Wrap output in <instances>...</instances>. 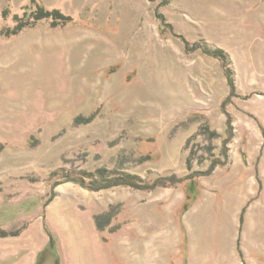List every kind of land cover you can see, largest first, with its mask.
<instances>
[{"label":"rangeland","instance_id":"rangeland-1","mask_svg":"<svg viewBox=\"0 0 264 264\" xmlns=\"http://www.w3.org/2000/svg\"><path fill=\"white\" fill-rule=\"evenodd\" d=\"M39 5L73 19L5 34ZM0 142V232L39 217L63 264H182L196 192L264 150V0H0Z\"/></svg>","mask_w":264,"mask_h":264},{"label":"crops","instance_id":"crops-1","mask_svg":"<svg viewBox=\"0 0 264 264\" xmlns=\"http://www.w3.org/2000/svg\"><path fill=\"white\" fill-rule=\"evenodd\" d=\"M249 160L248 170L233 174L228 193L196 192L183 214L182 264H264V150ZM209 207L223 217L211 226L202 218ZM51 238L39 217L20 230L0 234V264H37Z\"/></svg>","mask_w":264,"mask_h":264},{"label":"trees","instance_id":"trees-1","mask_svg":"<svg viewBox=\"0 0 264 264\" xmlns=\"http://www.w3.org/2000/svg\"><path fill=\"white\" fill-rule=\"evenodd\" d=\"M32 1L35 2V0H32ZM43 18H52V20H53L52 23H53V25H56V26L61 25V24L62 25L67 24L73 19V17L71 15H67V14L63 13L60 9H57V8L50 9V8L45 7V6L39 5V7L36 9V11H33L32 13H30V15L27 17H25V16L20 17L19 15H15L14 19L16 21V24L12 28H8L5 31V34L6 35L17 34L26 26L34 24V22L36 20H40ZM163 24L165 26V23H163ZM187 45L189 46V42H187ZM207 52H209L212 55L220 58L223 61V63L226 66L227 77H228L229 84L231 85L232 92L235 91V81H234L233 71L230 67L227 66L228 56L226 55L224 50H222V49H216L215 51H210V50L208 51L207 50ZM3 149H4V144L2 142H0V153L3 151ZM187 206L188 205L186 203V207ZM99 228L103 229L104 225L103 224L101 225V223H100ZM0 234L1 235H7L8 232L1 231ZM53 243H54V241L51 238L49 245L45 248L44 251H42L40 253L39 261L37 262V264H47V263H49L50 259L53 260L51 262V264H60L59 255L56 252V250L53 246Z\"/></svg>","mask_w":264,"mask_h":264}]
</instances>
